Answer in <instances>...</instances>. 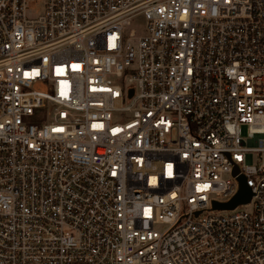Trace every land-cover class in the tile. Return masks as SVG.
Instances as JSON below:
<instances>
[{"label": "built area", "instance_id": "1", "mask_svg": "<svg viewBox=\"0 0 264 264\" xmlns=\"http://www.w3.org/2000/svg\"><path fill=\"white\" fill-rule=\"evenodd\" d=\"M0 264H264V0H0Z\"/></svg>", "mask_w": 264, "mask_h": 264}, {"label": "water", "instance_id": "2", "mask_svg": "<svg viewBox=\"0 0 264 264\" xmlns=\"http://www.w3.org/2000/svg\"><path fill=\"white\" fill-rule=\"evenodd\" d=\"M239 189L238 192L228 201L224 203L213 202V208L219 210L233 209L240 204H246L250 201L252 192L245 183L243 176L238 177Z\"/></svg>", "mask_w": 264, "mask_h": 264}, {"label": "rangeland", "instance_id": "3", "mask_svg": "<svg viewBox=\"0 0 264 264\" xmlns=\"http://www.w3.org/2000/svg\"><path fill=\"white\" fill-rule=\"evenodd\" d=\"M41 8V6L39 5L38 7H37V9L39 10ZM31 12H35V10H31Z\"/></svg>", "mask_w": 264, "mask_h": 264}]
</instances>
